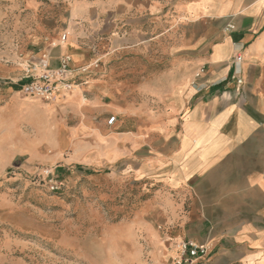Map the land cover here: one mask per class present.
<instances>
[{
	"label": "crops",
	"instance_id": "1",
	"mask_svg": "<svg viewBox=\"0 0 264 264\" xmlns=\"http://www.w3.org/2000/svg\"><path fill=\"white\" fill-rule=\"evenodd\" d=\"M72 3L23 35L32 62L72 60L58 156L143 190L142 227L197 264H264V0Z\"/></svg>",
	"mask_w": 264,
	"mask_h": 264
},
{
	"label": "rangeland",
	"instance_id": "2",
	"mask_svg": "<svg viewBox=\"0 0 264 264\" xmlns=\"http://www.w3.org/2000/svg\"><path fill=\"white\" fill-rule=\"evenodd\" d=\"M72 2L0 0V264H173L179 243L162 223L147 219L155 236L138 221L143 190L81 168L74 144L58 156L73 126L61 124L60 98L46 103L16 89L32 62L25 25L62 22ZM45 170L61 191L45 185Z\"/></svg>",
	"mask_w": 264,
	"mask_h": 264
},
{
	"label": "built area",
	"instance_id": "3",
	"mask_svg": "<svg viewBox=\"0 0 264 264\" xmlns=\"http://www.w3.org/2000/svg\"><path fill=\"white\" fill-rule=\"evenodd\" d=\"M233 28V27H231ZM68 38L67 34H63L60 43L63 44ZM54 47L58 46L53 44ZM71 58L64 56L60 60L59 68L52 69L47 57H43L39 62L28 63L24 80L21 86V92L33 99H38L46 103L56 102L62 94L71 93L75 90L76 85L67 81V76L72 72ZM242 57L236 58V63H240ZM242 84V80H238ZM116 117L108 120L109 125L115 123ZM45 185L53 192L62 190L63 183L59 177H55L51 170L43 171ZM180 256L173 264H197V260L205 257L208 249L200 246L193 241H183L179 243Z\"/></svg>",
	"mask_w": 264,
	"mask_h": 264
},
{
	"label": "trees",
	"instance_id": "4",
	"mask_svg": "<svg viewBox=\"0 0 264 264\" xmlns=\"http://www.w3.org/2000/svg\"><path fill=\"white\" fill-rule=\"evenodd\" d=\"M25 82H26V81L22 82V84H24ZM16 89H17V90H19V88H18V87H16Z\"/></svg>",
	"mask_w": 264,
	"mask_h": 264
}]
</instances>
